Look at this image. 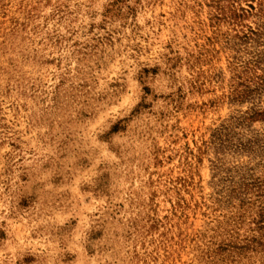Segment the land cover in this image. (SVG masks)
Returning <instances> with one entry per match:
<instances>
[{"label": "rangeland", "instance_id": "374dc122", "mask_svg": "<svg viewBox=\"0 0 264 264\" xmlns=\"http://www.w3.org/2000/svg\"><path fill=\"white\" fill-rule=\"evenodd\" d=\"M0 264H264V0H0Z\"/></svg>", "mask_w": 264, "mask_h": 264}]
</instances>
